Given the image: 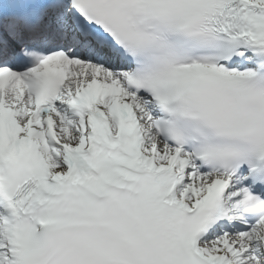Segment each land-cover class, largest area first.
Wrapping results in <instances>:
<instances>
[{
	"label": "snow or ice",
	"instance_id": "obj_1",
	"mask_svg": "<svg viewBox=\"0 0 264 264\" xmlns=\"http://www.w3.org/2000/svg\"><path fill=\"white\" fill-rule=\"evenodd\" d=\"M0 264H264V0H0Z\"/></svg>",
	"mask_w": 264,
	"mask_h": 264
}]
</instances>
